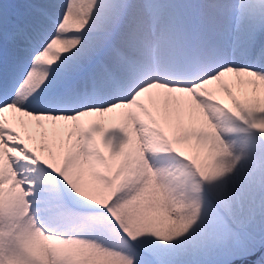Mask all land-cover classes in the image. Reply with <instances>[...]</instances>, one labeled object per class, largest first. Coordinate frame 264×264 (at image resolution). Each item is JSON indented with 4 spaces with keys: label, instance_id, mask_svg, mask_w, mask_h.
Masks as SVG:
<instances>
[{
    "label": "snow or ice",
    "instance_id": "1",
    "mask_svg": "<svg viewBox=\"0 0 264 264\" xmlns=\"http://www.w3.org/2000/svg\"><path fill=\"white\" fill-rule=\"evenodd\" d=\"M0 264H264V0H0Z\"/></svg>",
    "mask_w": 264,
    "mask_h": 264
}]
</instances>
